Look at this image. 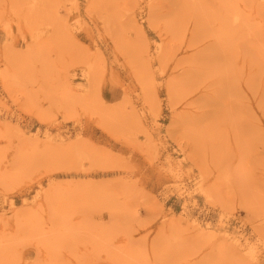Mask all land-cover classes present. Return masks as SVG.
Segmentation results:
<instances>
[{
  "label": "rangeland",
  "instance_id": "1",
  "mask_svg": "<svg viewBox=\"0 0 264 264\" xmlns=\"http://www.w3.org/2000/svg\"><path fill=\"white\" fill-rule=\"evenodd\" d=\"M0 264H264V0H0Z\"/></svg>",
  "mask_w": 264,
  "mask_h": 264
}]
</instances>
